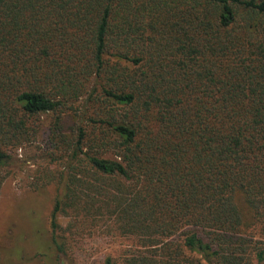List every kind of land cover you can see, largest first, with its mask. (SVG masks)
<instances>
[{
  "label": "trees",
  "instance_id": "obj_1",
  "mask_svg": "<svg viewBox=\"0 0 264 264\" xmlns=\"http://www.w3.org/2000/svg\"><path fill=\"white\" fill-rule=\"evenodd\" d=\"M47 115L54 234L99 217L151 254L125 264H264V0H0V194Z\"/></svg>",
  "mask_w": 264,
  "mask_h": 264
},
{
  "label": "rangeland",
  "instance_id": "obj_2",
  "mask_svg": "<svg viewBox=\"0 0 264 264\" xmlns=\"http://www.w3.org/2000/svg\"><path fill=\"white\" fill-rule=\"evenodd\" d=\"M85 99L86 96L79 103H74L76 109L72 112L80 113ZM52 123V115L42 116V137L31 145L8 151L14 162L2 171L7 179L0 194L1 264H105L108 258L114 264H125L131 257L150 256V252L143 249L137 240L116 231L113 222L108 219H81L63 213L59 216V228L54 234L51 213L57 186L51 175L63 169L61 160H69L71 151L63 143L64 138L62 142H50L47 132ZM65 137L72 139L70 134ZM54 236L61 250L51 248ZM38 242L48 244L47 256L31 261ZM12 249L25 250L23 253L27 255L21 260L20 251H17L13 259ZM188 255L191 258L195 256ZM28 256L31 262H24Z\"/></svg>",
  "mask_w": 264,
  "mask_h": 264
}]
</instances>
